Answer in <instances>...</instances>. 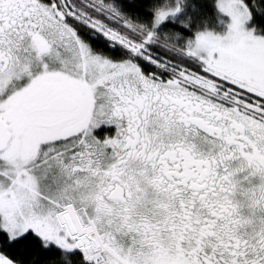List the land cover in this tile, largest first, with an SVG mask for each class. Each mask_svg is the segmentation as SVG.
<instances>
[{
    "label": "snow or ice",
    "instance_id": "6c2138e0",
    "mask_svg": "<svg viewBox=\"0 0 264 264\" xmlns=\"http://www.w3.org/2000/svg\"><path fill=\"white\" fill-rule=\"evenodd\" d=\"M184 4L0 0V264H264V6Z\"/></svg>",
    "mask_w": 264,
    "mask_h": 264
},
{
    "label": "trees",
    "instance_id": "16d2710c",
    "mask_svg": "<svg viewBox=\"0 0 264 264\" xmlns=\"http://www.w3.org/2000/svg\"><path fill=\"white\" fill-rule=\"evenodd\" d=\"M215 2L216 0H185L183 11L175 21H170L164 30L178 32L184 38H192L198 30L223 32L226 28L225 18L218 13ZM259 3L264 6V0H259ZM126 11L132 13L133 18H136L135 8H128ZM185 23L188 25L187 28L183 27ZM249 25L255 32L264 36V11L258 12L253 8V18L249 21ZM61 255L62 251L53 246H50L49 250L45 252V256L56 261V264H66L65 260L60 259ZM68 259L71 264H86L83 253L78 250L68 254Z\"/></svg>",
    "mask_w": 264,
    "mask_h": 264
},
{
    "label": "rangeland",
    "instance_id": "374dc122",
    "mask_svg": "<svg viewBox=\"0 0 264 264\" xmlns=\"http://www.w3.org/2000/svg\"><path fill=\"white\" fill-rule=\"evenodd\" d=\"M215 5H216V2H215ZM216 8H217V7H216ZM217 11H218V13H219L218 8H217ZM219 14H220L222 17L225 18V24H226L225 26H226V28H225V30H224L223 32H221V33L213 32V31H211V32H213V33L216 34V35H224V34L226 33V31H227V25L231 22V20H230V17L224 16V15L221 14V13H219ZM245 30H246V31H252L254 36H258V37L264 38L263 35L258 34L257 32H255V30L249 25V22L245 25ZM207 31H209V30H207ZM51 246L57 248L55 245H51ZM57 249H58V248H57ZM77 250H78V249H77ZM78 251L80 252V250H78ZM81 253H82V252H81ZM85 262H86V261H85Z\"/></svg>",
    "mask_w": 264,
    "mask_h": 264
},
{
    "label": "flooded vegetation",
    "instance_id": "af4514ba",
    "mask_svg": "<svg viewBox=\"0 0 264 264\" xmlns=\"http://www.w3.org/2000/svg\"><path fill=\"white\" fill-rule=\"evenodd\" d=\"M106 131L108 132L109 135H114V133H115V129L114 128H109Z\"/></svg>",
    "mask_w": 264,
    "mask_h": 264
}]
</instances>
